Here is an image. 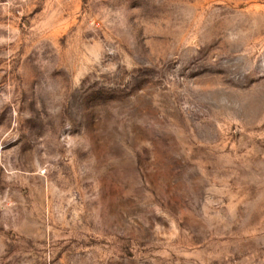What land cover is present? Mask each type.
I'll use <instances>...</instances> for the list:
<instances>
[{
  "label": "rangeland",
  "instance_id": "obj_1",
  "mask_svg": "<svg viewBox=\"0 0 264 264\" xmlns=\"http://www.w3.org/2000/svg\"><path fill=\"white\" fill-rule=\"evenodd\" d=\"M0 264H264V0H0Z\"/></svg>",
  "mask_w": 264,
  "mask_h": 264
}]
</instances>
